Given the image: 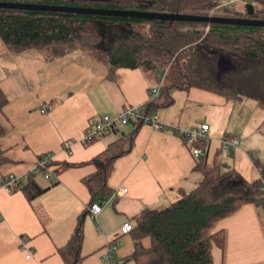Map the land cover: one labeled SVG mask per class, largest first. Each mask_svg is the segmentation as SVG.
Masks as SVG:
<instances>
[{
  "label": "crops",
  "instance_id": "crops-1",
  "mask_svg": "<svg viewBox=\"0 0 264 264\" xmlns=\"http://www.w3.org/2000/svg\"><path fill=\"white\" fill-rule=\"evenodd\" d=\"M0 83L9 100L0 113L7 129L0 143L10 159L0 166V181L11 174L25 180L39 157L48 153L56 165L80 164L62 171L54 183L37 174L36 181L47 190L31 202L20 188L12 192L0 187V264H64L58 249L74 235L81 216L82 264H134L126 260L136 250L134 233H122V226H135L144 209L178 200L182 190H193L203 178L182 130L208 124L209 163L219 158L248 182L264 172V156L258 157L264 155L261 142L254 144L261 128L257 107L247 116L239 107L243 99L200 88L174 90V102L155 113L161 126L141 125L131 151L115 161L109 186L114 191L126 188L127 193L111 196L94 216L83 178L96 167L87 162L134 125L121 126L88 145L82 143L84 133L103 116L118 117L127 104L148 103L150 90L159 86L156 74L105 66L80 51L49 60L38 52L14 55L1 47ZM44 105L51 107L48 113H42ZM228 137L240 143L224 155L221 144ZM66 140L73 141L70 153L63 148ZM220 231L224 242L213 248L216 264H264V205L244 204L211 228V233ZM142 245L149 247L150 238H143ZM108 246L115 249L109 252Z\"/></svg>",
  "mask_w": 264,
  "mask_h": 264
},
{
  "label": "trees",
  "instance_id": "trees-1",
  "mask_svg": "<svg viewBox=\"0 0 264 264\" xmlns=\"http://www.w3.org/2000/svg\"><path fill=\"white\" fill-rule=\"evenodd\" d=\"M0 1L264 19V0H243L236 7L213 13L214 0ZM0 40L6 51L14 55L38 52L51 60L80 51L105 66L144 68L155 73L161 90L145 104L147 116L171 105L174 90L191 88L230 99H253L264 109V26L0 8ZM8 102L0 83V113ZM132 124L131 132L122 133L87 162L96 167L94 173L83 178L92 204L102 203L114 194L108 180L115 161L131 151L134 136L145 123ZM6 132L0 122V139ZM194 145L203 147L205 142L197 141ZM198 159L196 168L203 178L196 188L182 190L178 200L166 206L148 207L137 216L132 230L136 250L127 261L216 264L213 248L223 245L224 232L211 233L214 224L244 204L264 205V172L260 179L248 182L219 158L213 163L207 161L206 155ZM9 161L0 143V166ZM78 165L63 163L55 167L60 174ZM36 175L31 172L20 185L30 202L47 190L36 181ZM145 237L151 240L149 247L142 245ZM83 240L81 216L74 235L58 249L64 264H82Z\"/></svg>",
  "mask_w": 264,
  "mask_h": 264
},
{
  "label": "built area",
  "instance_id": "built-area-1",
  "mask_svg": "<svg viewBox=\"0 0 264 264\" xmlns=\"http://www.w3.org/2000/svg\"><path fill=\"white\" fill-rule=\"evenodd\" d=\"M243 0H214V8L212 9L211 13L215 12L216 10L225 8V7H236L239 2ZM161 85H159L157 88H154L150 90V99L152 100L156 96L160 94ZM51 110V107L43 106L41 111L42 113H48ZM145 105H125L121 111L118 117L111 118L110 116H103L101 119L96 121L95 123L90 124L82 138V143L85 145H88L95 140H98L100 138L105 137L106 135L110 134L111 132H114L121 126L130 124V123H138L140 121L144 122L145 124H151L155 127H160V122L158 119V116L152 115L147 116L145 115ZM209 129L210 126L208 124H203L201 127L193 128L190 130H182L181 135L184 136L187 139L188 144L190 145L193 155L196 158H199L207 153L209 142H210V136H209ZM197 141H204L205 146L199 147L195 146V142ZM240 143L238 138H224L222 140L221 148L224 155H227L229 147L230 146H238ZM73 146V141L66 140L64 141L63 148L67 152H71ZM36 174H42L47 179H49L51 182H55L58 179L59 173L56 171L55 163H54V155L52 153L44 154L39 157L38 163L34 168V171ZM23 179L19 176H16L14 174L9 175V177L0 182V187H5L8 191H15L20 188V185L22 183ZM127 193V189H119L118 191H115L112 195L113 197L119 196V195H125ZM108 200H105L102 203L95 202L92 205H90V211L94 216L98 215L102 209L103 205ZM133 225L130 223H126L122 226L121 232L122 233H128L133 230ZM24 247L27 249V258H30L32 256V250L27 247V240L26 238L23 239ZM109 252H112L115 247L114 246H108L107 247ZM111 264H120V261L113 260Z\"/></svg>",
  "mask_w": 264,
  "mask_h": 264
},
{
  "label": "water",
  "instance_id": "water-1",
  "mask_svg": "<svg viewBox=\"0 0 264 264\" xmlns=\"http://www.w3.org/2000/svg\"><path fill=\"white\" fill-rule=\"evenodd\" d=\"M0 8H17L31 10L60 11L69 13L92 14L101 16L135 17L144 19H160L170 22L175 21H199L207 23L264 26V19L248 17H228L220 15H197L187 13L151 12L138 10H123L83 5H45L32 3H14L0 1ZM222 64V62H220Z\"/></svg>",
  "mask_w": 264,
  "mask_h": 264
},
{
  "label": "rangeland",
  "instance_id": "rangeland-1",
  "mask_svg": "<svg viewBox=\"0 0 264 264\" xmlns=\"http://www.w3.org/2000/svg\"><path fill=\"white\" fill-rule=\"evenodd\" d=\"M1 47H4V43L0 40V49ZM244 102L243 105H239L244 112L247 114V116L251 115L253 113L254 108L257 107L258 111L256 112V117L261 124L260 131L258 129V132L255 133V145H257L258 142H261V146L263 148V154H264V109L258 104L256 100L244 98L241 100ZM259 124V125H260ZM258 125V126H259ZM264 155H258L259 158H262Z\"/></svg>",
  "mask_w": 264,
  "mask_h": 264
}]
</instances>
